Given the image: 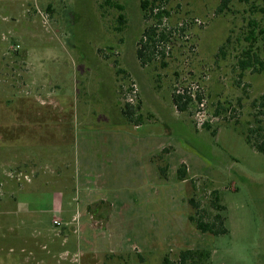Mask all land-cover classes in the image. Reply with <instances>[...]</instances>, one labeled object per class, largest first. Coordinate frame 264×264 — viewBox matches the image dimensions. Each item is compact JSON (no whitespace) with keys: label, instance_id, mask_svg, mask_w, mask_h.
<instances>
[{"label":"rangeland","instance_id":"rangeland-1","mask_svg":"<svg viewBox=\"0 0 264 264\" xmlns=\"http://www.w3.org/2000/svg\"><path fill=\"white\" fill-rule=\"evenodd\" d=\"M106 1L0 0V182L10 174L14 190L33 169L31 191L18 198L35 194L29 205L49 210L63 185L53 172L75 179L79 165L82 188L103 187L114 203L112 236L124 250L101 264H159L184 250L208 252L207 264H264V154L244 140H264V72L239 65L246 56L264 62L262 0H155L149 16L141 0ZM160 11L158 22L151 16ZM151 26L158 57L141 65L137 43ZM172 93L190 100L185 112ZM103 134L113 148L101 170L87 153ZM162 149L164 180L151 160ZM97 171L113 180L101 184ZM211 191L225 207L224 235L202 234L187 219V197L207 209ZM40 220L46 236L63 226H52L50 213Z\"/></svg>","mask_w":264,"mask_h":264},{"label":"crops","instance_id":"crops-1","mask_svg":"<svg viewBox=\"0 0 264 264\" xmlns=\"http://www.w3.org/2000/svg\"><path fill=\"white\" fill-rule=\"evenodd\" d=\"M144 124L138 123L134 128L138 130ZM103 138L104 134L97 136L94 141H89V144L93 143L94 151H91V154L87 153L89 161L94 162L95 167L101 170L108 169L109 164H112L110 158L108 159V150L113 146L108 147ZM85 139L88 138L85 137ZM27 165L34 168L30 162ZM34 173L36 172L33 169L29 174L21 172L18 180L24 185L15 187L14 190L10 188V183L6 180L9 177L12 178L10 174L8 178L5 176L3 179L5 183L0 182L1 190L4 191L6 197V200L0 202V252L3 251L0 264H101L104 254L123 252L121 242L112 236L113 230L111 229L117 223L115 222L114 203L110 195L103 191V187L93 188V191L83 189L82 186L87 185L83 181L80 183L79 165L74 167L75 179H68V177L64 181L63 177L53 172L63 185L61 189L51 194L49 210L35 211L29 205V202L35 199L33 198L35 194H32L28 201L18 198L20 195L17 190L25 191L27 188V191H31V186L35 183ZM82 175H89V173L84 172ZM95 176L100 179L101 184L102 179L113 180V172L107 175L102 171H97ZM69 180H72L71 184L66 185L65 182ZM99 201H104L110 206L107 219L102 220L104 227H96L94 223L95 220L101 221L98 217L100 212L92 215L87 211L89 205ZM10 202L14 204L11 213L7 212L9 210L6 208ZM43 213L52 215V226L59 227L63 224L61 230L47 236L43 232L41 234L38 223H41L40 215ZM54 221L58 224H54ZM127 223H131L129 218Z\"/></svg>","mask_w":264,"mask_h":264},{"label":"trees","instance_id":"trees-1","mask_svg":"<svg viewBox=\"0 0 264 264\" xmlns=\"http://www.w3.org/2000/svg\"><path fill=\"white\" fill-rule=\"evenodd\" d=\"M241 1L248 2V0H241ZM107 2H109V0H107L106 3ZM155 2H156L155 0H151L150 2L148 0H141L140 8L144 12V16H149V14L145 13L148 10V8L150 9L151 12L153 11V8L155 7ZM262 2L264 4V0H262ZM118 9H121V6H118ZM258 12L264 15V6L259 8ZM165 15H167L166 11L163 12L160 11L153 14V16L151 17H153L155 21L159 22ZM122 18L123 17L119 15L118 19L120 22L122 21ZM155 37H156L155 26L148 27L143 31V34L139 42L137 43V48L135 51L137 60L141 65H146L147 63L151 62L152 60L158 57V55H156L155 52L156 51ZM166 38L167 37L162 33H160L158 36V40L161 41L165 40ZM254 39H255L254 31L250 30L246 37V41L253 42ZM252 44H250L249 47ZM249 51L250 50L248 49L245 52V55H248ZM239 65L241 71L256 66L259 72H264V62L256 58H253V60H251L250 57L246 56L244 60L239 61ZM183 99H184L183 95H180L178 93L177 94L172 93L171 95L172 104L176 109V111L179 113L185 112V109L187 107L186 105L190 101L188 99L187 100H183ZM122 114L128 123H133V121L130 120L133 117V109L129 106V104L124 105ZM135 125H138V123ZM244 140L257 152L264 154L263 139H261L260 142H258L250 139L245 135ZM167 151H168L167 149H162V151L158 155L153 156L151 159L152 162L156 165V170L159 178L163 180L166 179V173L168 167L166 164H164L162 155ZM176 178L179 181H185L188 179L187 168L184 163H181L177 167ZM186 202L189 208L187 219L198 232L202 234H210L213 236L224 235L227 233V230L224 227V217L222 216V212L225 211V207L220 203L216 191L210 192L209 205L207 209L202 207L200 208V204L197 202L194 196L187 197ZM109 210H110L109 204L104 201L96 202L87 207V211L92 215H96L97 212H100L101 214L98 217L101 221L102 220L105 221L107 219ZM209 210L212 211V214H209ZM111 256H114V254L104 255V257H111ZM208 259H209V253L206 251L184 250L174 255H170L168 253L164 254L159 264H207Z\"/></svg>","mask_w":264,"mask_h":264},{"label":"built area","instance_id":"built-area-1","mask_svg":"<svg viewBox=\"0 0 264 264\" xmlns=\"http://www.w3.org/2000/svg\"><path fill=\"white\" fill-rule=\"evenodd\" d=\"M133 93H135V90H133ZM0 191H1V189H0ZM54 224H58L56 221H54Z\"/></svg>","mask_w":264,"mask_h":264}]
</instances>
